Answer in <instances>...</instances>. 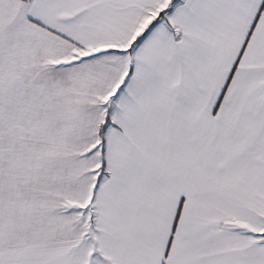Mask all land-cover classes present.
I'll return each mask as SVG.
<instances>
[{"label": "snow or ice", "instance_id": "1", "mask_svg": "<svg viewBox=\"0 0 264 264\" xmlns=\"http://www.w3.org/2000/svg\"><path fill=\"white\" fill-rule=\"evenodd\" d=\"M0 264H264V0H0Z\"/></svg>", "mask_w": 264, "mask_h": 264}]
</instances>
